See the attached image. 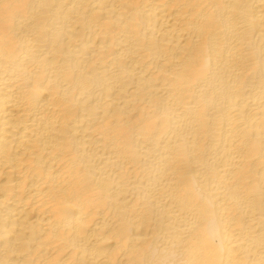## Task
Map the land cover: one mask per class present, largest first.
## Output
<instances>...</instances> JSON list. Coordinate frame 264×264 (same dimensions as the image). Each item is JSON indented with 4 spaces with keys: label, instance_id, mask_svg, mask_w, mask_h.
Segmentation results:
<instances>
[{
    "label": "bare ground",
    "instance_id": "1",
    "mask_svg": "<svg viewBox=\"0 0 264 264\" xmlns=\"http://www.w3.org/2000/svg\"><path fill=\"white\" fill-rule=\"evenodd\" d=\"M0 264H264V0H0Z\"/></svg>",
    "mask_w": 264,
    "mask_h": 264
}]
</instances>
